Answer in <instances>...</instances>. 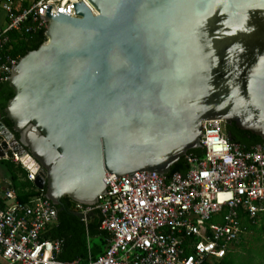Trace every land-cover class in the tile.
<instances>
[{"label": "water", "instance_id": "95a60500", "mask_svg": "<svg viewBox=\"0 0 264 264\" xmlns=\"http://www.w3.org/2000/svg\"><path fill=\"white\" fill-rule=\"evenodd\" d=\"M87 1L95 14L46 6L45 42L7 77L18 138L5 127L0 158L16 154L52 204H96L107 173H169L204 120L264 140V0Z\"/></svg>", "mask_w": 264, "mask_h": 264}, {"label": "built area", "instance_id": "2783aa9c", "mask_svg": "<svg viewBox=\"0 0 264 264\" xmlns=\"http://www.w3.org/2000/svg\"><path fill=\"white\" fill-rule=\"evenodd\" d=\"M78 2L96 13L87 0H0V81H7L18 60L7 48L11 32L44 33L46 6L54 16L74 17L72 4ZM225 123L202 122L203 153L183 155L185 173L135 171L131 178L107 173L108 185L96 204L74 203L85 226L97 210L99 228L110 235L104 251L85 264H202L226 256L242 232L241 217L264 213V141L244 149L228 140ZM10 159L19 162L16 154ZM27 171L33 181L35 174ZM4 198L9 202L0 206L3 264H81L58 259L62 240L43 235L56 219L54 204L40 197L20 202L12 190Z\"/></svg>", "mask_w": 264, "mask_h": 264}, {"label": "trees", "instance_id": "16d2710c", "mask_svg": "<svg viewBox=\"0 0 264 264\" xmlns=\"http://www.w3.org/2000/svg\"><path fill=\"white\" fill-rule=\"evenodd\" d=\"M10 44L7 47L13 56L18 59L26 52L36 49L38 45L45 42L43 31L25 33L13 31L10 34ZM13 96V90L8 86V81H0V122L12 132L17 139L18 134L12 130L11 122L5 117L4 107L9 98ZM225 135L228 140L241 145L244 149H249L253 145L263 142L264 140L259 136L250 133L247 130L237 128L234 122L225 123ZM189 152L201 155L203 150L201 148L190 150ZM0 162L6 164L11 177L10 187L14 190L16 199L20 202L31 203L35 198H45V187L37 189L33 183L28 179V171L21 165V163L14 162L12 159L0 158ZM187 170V163L183 156L175 162L170 169V173L179 171L185 173ZM61 201L63 207L57 208V224L52 227L45 235L49 239H61V249L57 258L63 261L78 260L79 263L85 264L89 259H95L107 247L109 234L108 232L99 228L100 214L97 210L92 211L88 215L87 225L74 214L72 210L74 201L68 196H62ZM60 208V209H59ZM264 213L258 214L254 219L242 216L240 226L242 231L256 227V220ZM216 220V218H215ZM187 253L189 251H186ZM226 254L221 259L204 260L202 264H230Z\"/></svg>", "mask_w": 264, "mask_h": 264}, {"label": "rangeland", "instance_id": "374dc122", "mask_svg": "<svg viewBox=\"0 0 264 264\" xmlns=\"http://www.w3.org/2000/svg\"><path fill=\"white\" fill-rule=\"evenodd\" d=\"M3 23L4 12L0 9V24ZM255 224L254 229L243 230L237 242L228 248L227 259L230 264H264V215L260 216Z\"/></svg>", "mask_w": 264, "mask_h": 264}, {"label": "crops", "instance_id": "0c3cea01", "mask_svg": "<svg viewBox=\"0 0 264 264\" xmlns=\"http://www.w3.org/2000/svg\"><path fill=\"white\" fill-rule=\"evenodd\" d=\"M0 25H2V24H0ZM0 140H1V137H0ZM5 159H10V158H6L5 157ZM22 165V164H21ZM10 177H11V174H10V172H9V170H8V168H6V164H4V163H1L0 162V206H5L9 201L8 200H6L5 198H4V193L6 192V191H9V190H12L13 192H14V190L10 187ZM32 183H33V181H31ZM34 185V184H33ZM35 186V185H34ZM14 194H15V192H14ZM16 197V196H15ZM36 199V198H35ZM57 224V216H56V219H55V221L51 224V225H49L48 227H47V231L43 234L44 235V237H45V235L48 233V231L52 228V227H54L55 225ZM107 232V231H106ZM109 234V233H108ZM109 237H110V235H109ZM46 238V237H45ZM47 239H49V238H47ZM50 240H53V239H50ZM61 240V239H60ZM109 240V239H108ZM3 264V263H2Z\"/></svg>", "mask_w": 264, "mask_h": 264}, {"label": "bare ground", "instance_id": "6f19581e", "mask_svg": "<svg viewBox=\"0 0 264 264\" xmlns=\"http://www.w3.org/2000/svg\"><path fill=\"white\" fill-rule=\"evenodd\" d=\"M0 133L2 135H5L7 138H10L11 137L10 133L7 131V129L5 128V126H3L2 124H0Z\"/></svg>", "mask_w": 264, "mask_h": 264}]
</instances>
